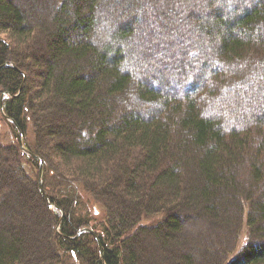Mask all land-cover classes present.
I'll return each instance as SVG.
<instances>
[{
  "label": "trees",
  "instance_id": "trees-1",
  "mask_svg": "<svg viewBox=\"0 0 264 264\" xmlns=\"http://www.w3.org/2000/svg\"><path fill=\"white\" fill-rule=\"evenodd\" d=\"M108 1L0 0L1 112L16 135L0 142V264H264V82L248 86L264 79V0H113V19ZM159 2L169 13L151 12ZM156 14H186L201 51L175 85L212 66L191 94L159 90L175 77L163 62L137 67L149 57L137 26H171ZM242 86L260 102L240 111ZM84 199L104 215L100 251L76 238Z\"/></svg>",
  "mask_w": 264,
  "mask_h": 264
},
{
  "label": "rangeland",
  "instance_id": "rangeland-1",
  "mask_svg": "<svg viewBox=\"0 0 264 264\" xmlns=\"http://www.w3.org/2000/svg\"><path fill=\"white\" fill-rule=\"evenodd\" d=\"M112 1L113 0H111V2L108 1L103 5L104 17L106 15V16H108L109 19H113V17L115 16L113 14H110V12H108V10H107V9H109L108 7L114 3ZM152 3H154V2H152ZM167 3L168 2H159L157 4L155 3V5H151V7L149 9L152 10L151 12L155 13L157 8L164 7V9L169 13L171 8L167 7L168 6ZM249 5H251V6L254 5V2H249ZM131 6H133L132 2H120L118 5V7L122 8L121 9L122 11L126 10L127 12L130 10L128 8H131ZM147 14H146V16H143L142 18H146ZM129 15L131 17L133 16V15L129 14V12L126 13L125 16L122 15L124 18L122 16H119L120 17L119 24L121 26L125 25V24L129 25V24H132V22H134V19H132ZM171 16H172V13H171ZM171 18H172L171 22H167L168 20L166 19V17L164 15H160V14H156V16H153L150 18V21H152V22H157V23L163 22V23H166L167 25H169V23H171V26L166 31L162 30L160 32L158 31L157 33H154L153 32L154 29H152L153 27H151V26L149 27L147 25H144V23L137 26V29H138L137 31L139 34H136V31L134 32L136 34V38L141 39L142 43H145V45L147 43L146 47L149 49L148 59L147 60L145 59L146 62L145 61L142 62V64L140 66H137V67H139V71L142 73L148 68H156L158 66V63L163 62L162 70L165 71L167 74H171L175 77H173L172 80L170 79L167 87L160 85L159 90H161V92H163V93L167 92L169 94H172V93L168 92L169 89H173L175 91V93L191 94L192 90L194 89V86L197 87L198 84L203 83V82L205 83L206 81H208L207 80L208 79V73H209V71L211 72L212 66H210V65L205 66L204 67L205 71L203 72L204 74L201 75L198 80H195L196 78L193 76L194 81H196L194 86L189 85L188 82L187 83H181L180 85H177V84L175 85V80L176 79L180 80L179 79V77H180L179 73H180V71H182V70H180V66H183L184 68H186L184 70H188L189 67H194V69H200V67H202V66L198 62V60L196 59L200 56L201 51H199V50L195 51V49L197 50L199 48L192 44L194 39L190 35L191 31L189 29H187L186 25H184L185 20H187V19H185L186 14L184 16H182L181 14H177ZM114 19H116V17ZM111 21H113V20H111ZM176 24L180 27V32L173 33L172 31H173V28L175 27ZM149 31L150 32L152 31V36L151 37H149L148 35H147V37L144 36V34H149L150 33ZM0 36L4 37V35H0ZM163 44H164V47L162 48ZM157 48H160V50H158ZM188 48H189V50H191L190 53L188 54L187 58L181 60V58H180L181 53L180 52L182 50H185V49L187 50ZM135 50H136V52H135L136 55L134 53H133L134 55L130 54L133 62L135 60L138 61V59L140 57L139 54L141 52L138 47H136ZM130 53H131V51H130ZM182 62H184L183 65H182ZM188 74H189V72H188ZM193 74L195 75L194 72H192V75ZM242 74H248V72H246L244 70L242 72ZM257 76H258V79H257ZM257 76H256L257 82H254V81L252 83L248 82V86H250L251 89L259 88V86H261L263 84V83H260V81L264 82L263 78H260L259 75H257ZM219 80H222V78H219ZM215 83L218 84L217 80H215ZM246 83H244V84H246ZM245 86L239 87L238 89H236L233 92V95H231L232 99L234 97L235 98L240 97L242 94L244 96L245 95L247 96L244 103L239 106L240 108H238L240 111L249 109V105L251 103H258L259 104V102H260V100H255L249 95V93L247 91L248 87H245ZM203 88L205 89L204 85H203ZM221 90L223 92V89H220V91ZM4 96L5 95L0 96V142H1V144L7 146L9 144H15L16 143V135H15V132L13 131V129L4 121V119L2 117L1 101L3 100V98L4 99L6 98ZM261 96L264 97V94ZM211 106H213V105L205 102L204 107H206V108L210 107L212 109V111H208V112L210 114H213V113L216 114V110H214ZM202 108H203V106H200V110ZM263 109H264L263 107L262 108L260 107V109L256 110L254 113H256L257 115H260L261 113H263ZM136 110L140 113L143 111V109L141 107H136ZM224 118H226V117H224ZM25 125H26V122H25ZM27 126H29V124H27L26 127ZM25 136H26V140L28 141V143H30L31 134H30L29 129L26 130ZM84 200L88 201L85 205L86 207H88V210H87L88 213H85V212L78 213L77 214L78 217H83L84 219H86L88 221V227L90 229H92L96 233L97 236L102 235L106 239V236L104 235V233H102V225H103V218H104L102 209L98 205H95L92 201H89L87 199H84ZM244 226L245 225L242 222V228L240 230L238 237H236L238 240L236 241V238L234 240V243L237 242L236 245H238V247H237L238 251L241 248V246L244 244V239H243V234H245L244 233ZM77 236L78 235L76 234V238H77ZM85 240L88 241L89 243H91L92 249H94L96 252L98 251L96 244L94 243L95 245H93L92 239H85ZM106 241H107V239H106ZM234 253H236V252H234ZM84 262L86 264V260H84Z\"/></svg>",
  "mask_w": 264,
  "mask_h": 264
},
{
  "label": "water",
  "instance_id": "water-1",
  "mask_svg": "<svg viewBox=\"0 0 264 264\" xmlns=\"http://www.w3.org/2000/svg\"><path fill=\"white\" fill-rule=\"evenodd\" d=\"M30 154V153H29ZM31 156H33V157H35L34 155H31ZM39 160V169H38V186H39V188H40V186H41V169H42V164H41V161H40V159H38ZM41 189V188H40ZM82 233H90L92 236H93V238L95 239V241H96V243H97V245H98V249H99V251L101 250L100 248V243H99V240H98V237H97V235H96V233L92 230V229H83V230H80L78 233H77V235H80V234H82Z\"/></svg>",
  "mask_w": 264,
  "mask_h": 264
},
{
  "label": "bare ground",
  "instance_id": "bare-ground-1",
  "mask_svg": "<svg viewBox=\"0 0 264 264\" xmlns=\"http://www.w3.org/2000/svg\"><path fill=\"white\" fill-rule=\"evenodd\" d=\"M20 141V140H19ZM49 208H51V209H53V208H55L53 205H50L49 204ZM84 229H90V228H84ZM83 230V229H82Z\"/></svg>",
  "mask_w": 264,
  "mask_h": 264
}]
</instances>
